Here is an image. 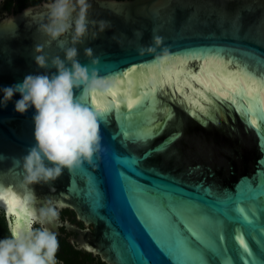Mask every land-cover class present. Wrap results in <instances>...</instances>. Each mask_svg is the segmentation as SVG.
Returning <instances> with one entry per match:
<instances>
[{
  "label": "water",
  "instance_id": "1",
  "mask_svg": "<svg viewBox=\"0 0 264 264\" xmlns=\"http://www.w3.org/2000/svg\"><path fill=\"white\" fill-rule=\"evenodd\" d=\"M89 2L92 5L88 13L89 27L91 21L101 19L109 21L111 26L97 38L93 39L89 34L82 43L75 45L77 60L83 66L95 68L100 76L114 79L117 93L114 99L110 94L85 97L89 105L94 100L96 105H103L105 109L100 112L98 120L100 150L93 154L91 162L84 161L71 171L64 169L54 181L25 184L22 157L36 144L35 108L30 107L23 114L15 111V102L22 97L20 93H14L6 106L0 104V187L12 188L21 201L26 200L37 211L48 207L56 211L63 206L71 208L84 226L91 224L93 227L90 233L88 228L82 230L83 248L99 253L108 264H143L135 257L134 245L145 253L149 264H170L174 233L187 236L184 225L197 217L207 218L205 242L221 247L215 237L217 232L223 231V247L234 257L233 228L239 225L229 220L235 216L233 201L243 200L242 207L256 209L258 226L264 219L261 216L264 199L259 198L264 196V188L259 190L261 178L257 176L258 170L264 171V165L260 163L264 152L255 126L248 127L233 108L215 100L213 102L219 108L215 113L218 123L208 122L204 126L177 102L182 101L183 96L175 86L165 84L161 88L159 82L164 79L162 73L178 71L182 59L188 60L186 69L199 73L205 80L208 79L207 70L219 78L216 69L221 66L220 58H231L234 64L239 61L258 74L264 73V0ZM48 3L27 6L15 13H0V100H3L4 87L22 83L27 75L56 71L55 68H40L35 63L36 45H45L49 55H60L64 59L57 42L49 46L48 38L39 31V25L47 22L45 5ZM70 36L69 32L61 37L65 46ZM153 36L162 37V45L156 53L139 55L137 50L141 46L153 44ZM165 47L168 58L155 59ZM85 48L93 50L97 64L91 63L92 58L85 55ZM201 64L205 72H200ZM227 71L235 72L236 68L233 66ZM192 83L194 87H200L195 81ZM125 85L128 86L126 99L123 96ZM154 85L157 86L158 108L171 109L173 119L146 143L125 140L118 117L128 111L126 105L137 99V93ZM74 92L79 96L81 90ZM206 94L211 96V93ZM117 104L120 105L118 110ZM91 109L96 110L95 107ZM248 119L258 118L253 114ZM138 122V119L133 121ZM164 124V114L158 111L152 127ZM174 134H179L177 139L163 151H153L141 159L136 170L119 168L131 178L133 185L151 192L160 217L149 222L141 212L138 197L131 186H122L118 182L113 154L121 158H141L144 153L158 149ZM88 173L97 180L100 207L96 209L77 191L85 187ZM252 189L256 190L255 199ZM0 209L10 232L17 218L7 212L3 202H0ZM169 209L180 218H174ZM58 224L56 219L43 226L56 229ZM64 226L74 229L68 223ZM251 237L246 239L259 257L264 244H261L259 232H253ZM217 259L209 256L212 264H217ZM219 264L227 262L220 258ZM249 264H260V261H250Z\"/></svg>",
  "mask_w": 264,
  "mask_h": 264
},
{
  "label": "clouds",
  "instance_id": "2",
  "mask_svg": "<svg viewBox=\"0 0 264 264\" xmlns=\"http://www.w3.org/2000/svg\"><path fill=\"white\" fill-rule=\"evenodd\" d=\"M45 7L48 10L47 22L39 25V31L48 38L49 46L57 42L64 59L60 55H49L45 45H36L35 63L40 68H55L56 71L27 75L22 83L4 87L3 100H0V104L6 106L14 93L18 92L22 98L15 102V111L23 114L30 107L35 108L36 144L22 157L23 179L29 185L54 181L64 169L71 171L84 161L91 162L93 154L100 150L98 120L104 106L97 104L96 110H92L82 101L89 95H117L114 90L116 81L100 76L95 68L81 65L75 46L89 34L93 39L97 38L99 33L111 26L110 22L93 20L89 27L88 13L92 7L89 0H51ZM69 32L70 41L65 46L61 37ZM152 40V45L141 46L137 50L139 55L156 53L163 38L153 36ZM84 51L86 56L92 58L93 65L98 63L91 48ZM167 58L166 47L155 57L158 60ZM74 90H81L80 95L76 96ZM11 200L16 201L15 208L11 206ZM0 202L7 206L10 215L17 218L15 226L10 227V236L0 239V264H57V234L43 225L58 219V212L52 207L37 211L11 191L0 192ZM34 223H40L42 227L33 228Z\"/></svg>",
  "mask_w": 264,
  "mask_h": 264
},
{
  "label": "snow or ice",
  "instance_id": "3",
  "mask_svg": "<svg viewBox=\"0 0 264 264\" xmlns=\"http://www.w3.org/2000/svg\"><path fill=\"white\" fill-rule=\"evenodd\" d=\"M188 63L187 59L181 60V65L178 71L175 73L167 72L162 73L164 79L159 82V87L167 84L169 87L175 86V89L181 92L183 96L181 103L184 110L188 112L190 116L199 120L201 124L207 126L208 122L218 123L215 113L219 112L214 104V100L223 103L226 106L233 108L239 113L242 119L245 121L248 127L255 126L257 136L260 138L261 150L264 152V73H256L249 69L248 65H242L239 61L235 64L231 58H220V67L216 69L217 75H214L211 70H207L208 79H202L199 73H193L191 69H186ZM235 66L236 71H227L229 68ZM203 64H201L200 72H205ZM192 81H195L200 87H194ZM127 85H125L124 98L127 97ZM190 91H185V89ZM157 86H153L151 89H147L142 93H137V99L132 101L131 104H127L126 113H121L118 117L120 123V132L125 140H132L133 142L146 143L158 135L163 127L166 126L167 121L173 119L174 113L171 109L158 108L159 101L156 100L155 92ZM206 93H211L209 96ZM114 99L115 97L112 96ZM105 101H101L104 103ZM82 103L93 108L96 106L93 100L89 105L88 101L84 98ZM111 106L109 105V108ZM117 110L120 105H116ZM136 109V111H132ZM140 109H143L141 112ZM105 111V109H103ZM162 112L164 114L165 124L152 127L155 124L156 113ZM256 115L258 119L249 120L250 115ZM101 119L103 117L101 116ZM138 119V123H133ZM179 134H174L166 140L163 145L158 149L150 150L144 153L141 158H121L120 156L113 154V161L116 167V178L122 186H131L132 192H135L138 197V203L141 212L145 215L146 220L153 222L160 217L159 211L153 203L151 192L146 188H140L138 185H133L131 178L125 176L123 172L119 170L120 167L136 170L139 161L145 159L152 154L153 151H163L167 148ZM264 165V158L261 162ZM88 178L83 189H77L86 200L90 201L93 209L100 207V194L98 191L96 177L90 173L87 174ZM257 176L261 178L259 190L264 188V171L258 170ZM245 184L248 181L245 180ZM14 190L12 188L0 187V192ZM255 189L251 190L253 199L255 196ZM260 199H264V196H260ZM24 202H27L26 200ZM243 200L233 201L234 217H229L230 221L238 224L239 227L233 228V241L236 244L235 256L233 257L229 250L223 247L224 235L223 231L217 232L215 239L219 241L221 247H214L212 244L206 243L203 239L207 232V218L197 217L191 220L188 224L184 225L187 236L180 234L177 236L174 233L172 240L173 252L170 257V264H212L209 260V256L217 257V264L219 259L222 258L227 264H249L250 261H260V264H264V251H261L258 257L256 251L249 245L248 239H251L253 232H259L261 237V244H264V219L259 226L256 223L257 210L253 207H242ZM10 204L13 208L16 206V201L11 200ZM170 211V209H169ZM172 216L176 219L180 217L174 212L170 211ZM264 218V213H261ZM166 220L168 216L165 215ZM221 228H223V222H221ZM246 237L248 239H246ZM195 241V243H193ZM135 257L139 261H143V264H149V261L145 258V253L136 245Z\"/></svg>",
  "mask_w": 264,
  "mask_h": 264
},
{
  "label": "trees",
  "instance_id": "4",
  "mask_svg": "<svg viewBox=\"0 0 264 264\" xmlns=\"http://www.w3.org/2000/svg\"><path fill=\"white\" fill-rule=\"evenodd\" d=\"M41 2H51V0H1L0 12L15 13L21 9L36 5ZM74 211L70 208H63L58 212L59 224L56 229H49L57 234L59 241V249L57 252V264H108L102 259L99 253L87 251L82 246L83 231L79 227L77 229H68L64 226L65 220H69ZM74 220V217L72 218ZM76 224L82 225L81 220H76ZM33 228L39 229L42 227L40 223H34ZM44 227V226H43ZM90 233V232H89ZM9 229L3 211L0 209V239L9 237ZM89 239V237H87Z\"/></svg>",
  "mask_w": 264,
  "mask_h": 264
},
{
  "label": "flooded vegetation",
  "instance_id": "5",
  "mask_svg": "<svg viewBox=\"0 0 264 264\" xmlns=\"http://www.w3.org/2000/svg\"><path fill=\"white\" fill-rule=\"evenodd\" d=\"M0 13H1V14H6V13H2V12H0ZM65 207H67V206H63L62 208H60L59 210H57V212H59L61 209L65 208ZM67 208H69V207H67ZM69 209H70V208H69ZM73 213H74V212H73ZM73 217H74V220H72ZM76 220L78 221V219L76 218L75 213H74L73 215L70 216L69 220H68V219L65 220L64 223H68V224H70V225L73 226L75 229L81 227L82 230H83L84 228H88L89 232L92 231V228H93V227H92L91 224H88V226H84V223H82L83 226H79V224H76V223H75ZM83 237H84V234H83Z\"/></svg>",
  "mask_w": 264,
  "mask_h": 264
},
{
  "label": "rangeland",
  "instance_id": "6",
  "mask_svg": "<svg viewBox=\"0 0 264 264\" xmlns=\"http://www.w3.org/2000/svg\"><path fill=\"white\" fill-rule=\"evenodd\" d=\"M0 2H1V0H0Z\"/></svg>",
  "mask_w": 264,
  "mask_h": 264
}]
</instances>
